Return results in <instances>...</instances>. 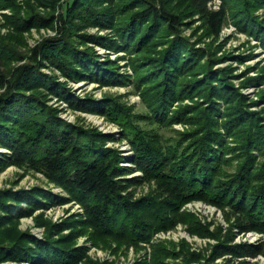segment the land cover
<instances>
[{"label": "trees", "instance_id": "obj_1", "mask_svg": "<svg viewBox=\"0 0 264 264\" xmlns=\"http://www.w3.org/2000/svg\"><path fill=\"white\" fill-rule=\"evenodd\" d=\"M214 1L69 0L62 6L61 0H27L28 10L22 14L15 2L0 0V6L13 10L12 23L17 28L10 43L0 42V148L9 151L0 152V172L16 166L42 173L68 192L70 199L79 200L87 215L85 220L46 223L44 238L39 240L20 231L18 220L68 199L37 187L0 190V263L82 264L88 260L87 248L76 246L75 241L89 229L94 240L106 233L121 243L136 244L155 219L166 216L163 204L171 208L184 198L215 205L230 222L225 235L218 227L201 228L203 236L217 241L203 264H258L243 257L264 256L263 244L232 241L236 231L264 234V110L249 109L252 102L231 82L232 66L215 68L232 54L217 56L220 47L214 44L229 18L264 47V0H221L213 9ZM37 6L50 12L41 15ZM58 6L63 12L57 16V34L44 37L27 54L17 51L12 44L20 41V31L53 27ZM198 20L200 24L194 26ZM185 27L193 35L201 30L197 41L203 37L212 41L196 48L197 42L183 35ZM92 28L106 34H91ZM95 46L123 51L133 74L121 72L108 55L101 59ZM20 58L27 61L11 65ZM259 73L241 85L261 83L264 67ZM60 76L99 86L132 85L152 115L134 113L119 95L99 100L76 95L58 80ZM258 96L264 102V91ZM52 97L116 121L123 137L132 143L133 163L144 175L122 178L132 170L120 166L119 150L105 146L110 134L63 119L60 109L48 104ZM184 99L191 103L170 110L173 102ZM141 118H148L149 124L158 118L189 128L174 143L163 145L158 131L150 134L154 128L139 124ZM151 180L158 187L157 195L134 200L128 188ZM179 245L177 250L175 245L164 248L167 252L157 256L159 261L165 263L161 259L165 256L178 259L174 264L201 260L185 241Z\"/></svg>", "mask_w": 264, "mask_h": 264}, {"label": "rangeland", "instance_id": "obj_2", "mask_svg": "<svg viewBox=\"0 0 264 264\" xmlns=\"http://www.w3.org/2000/svg\"><path fill=\"white\" fill-rule=\"evenodd\" d=\"M19 5L21 13H26L28 7L26 6L27 0H11ZM69 0H61V5L64 6L65 2ZM34 2V0H33ZM213 9H217L221 5V0L214 1ZM61 6H58L54 10L53 27L50 25L41 27H32L30 29L20 31L19 42L12 44L18 46L17 51L22 54H27L29 48L40 42L44 37L54 36L57 34V16L63 12ZM36 10L45 15L50 12L48 9L37 6ZM262 12V10H260ZM13 10L8 6H0V42L7 44L11 42L13 36H17L15 26L12 23ZM196 18V17H194ZM189 22V18H185V22ZM200 24V21H196L194 26ZM91 34L105 35L106 32L101 29L92 28L89 29ZM201 33V30L197 35H193L191 28L185 27L183 35L188 36L195 44L196 48L205 46L207 42H211L212 38H202L204 40L197 41V36ZM3 40V41H1ZM14 41H12L13 43ZM220 47L217 51V56L224 57L227 54H232V57L222 59L216 63L215 68H224L226 66H232L234 68V76L231 78V82L239 90L240 93L246 96L249 104V109L253 111L264 110V102L260 101L258 93L264 91V80L259 84H248L242 86L241 83L248 77H256L259 73V69L264 67V47L255 37L240 31L237 26L232 22V19H227L223 24L219 37L214 44ZM97 54L104 59L107 55L114 63L120 68L121 72H126L132 75L133 72L127 66L128 58L123 51H107L98 46H95ZM10 55V49H7ZM107 51V53H106ZM235 56L244 57L243 61H239ZM27 61L26 58L14 60L11 63L12 66H18ZM48 73L59 74L58 71H52L49 68H43ZM126 70V71H125ZM61 82H66L67 87L71 89L76 95L84 97L85 95L93 96V99L99 100L108 95H119L121 101L129 105L134 109V113L149 114L152 113L146 106L143 97L136 91L132 85L126 86H99L94 81H70L60 76L58 79ZM256 102V103H253ZM191 103L189 99H184L183 102H173L170 110H174L182 105ZM48 104L60 109V116L72 123H79L86 127L96 128L104 134H110L111 139L106 141V147L119 150L122 157L120 160V166L123 168H131L132 173L124 175L122 178L131 179L133 177H142L144 171L140 169L135 163H133V147L132 143L123 137L121 126L113 120H110L103 115L92 113L90 111H82L70 107L65 101L58 100L56 97L49 99ZM170 113V112H169ZM149 124L148 118H141L138 120L139 124L143 128H154L150 131V134H155L157 131L161 136L163 145L168 143H174L173 139L179 136V133L187 130L189 127L181 122H169L163 123L158 121ZM0 152H9L7 149L0 148ZM45 189L55 195L68 199L65 202L57 203L56 205L49 206L47 208H40L34 211L30 216L21 217L18 220L17 228L20 231H28L36 239H43L45 234L46 223H59L64 220L76 221L85 220L87 215L83 205L79 200L70 199V195L63 188L48 182L47 178L39 172H33L25 170L16 166H9L5 170L0 172V190L12 189V190H30L32 188ZM128 192L134 195V200L138 198L146 199L150 196H156L158 187L155 181L145 182L137 184L128 188ZM157 200H162L160 197ZM175 203V201H174ZM164 205V214L160 218L155 219L152 223L150 231L136 244H126L119 242V239H113V236L97 237L96 240L92 237V229H89L87 234L81 235L75 241L76 246H84L87 248L86 260L82 264H174L179 261L172 258V256H165L161 259L165 262L159 261L158 257L162 253H166L163 249H171L173 245L176 246V250L179 248V244L185 241L188 244L189 250L199 254L201 256L200 261H195L192 264H203L204 258H206L211 251L210 247L217 243L215 239H211L203 236L201 228H207L214 230L219 228L222 235L229 233L230 222L225 219V213L215 205L210 204L207 201L194 199L184 200L181 198L175 205L168 208ZM168 208V209H166ZM152 213V212H151ZM159 214V213H158ZM169 216L171 220L166 219ZM38 219V221H37ZM236 231V229H234ZM65 230L64 233H67ZM123 237V236H122ZM233 244H249L258 245L263 244L264 248V234L257 230L250 231H236L234 234ZM226 256L219 257L216 262H221ZM246 261L257 262L258 264H264V256L262 254L251 257L244 256ZM242 259V258H240ZM0 264H43L39 261H7Z\"/></svg>", "mask_w": 264, "mask_h": 264}]
</instances>
